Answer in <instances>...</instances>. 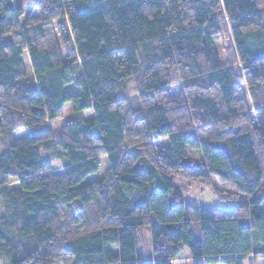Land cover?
<instances>
[{
  "label": "trees",
  "instance_id": "16d2710c",
  "mask_svg": "<svg viewBox=\"0 0 264 264\" xmlns=\"http://www.w3.org/2000/svg\"><path fill=\"white\" fill-rule=\"evenodd\" d=\"M34 10L21 25L22 10L0 0V264L264 258V0H35ZM66 103L73 112L54 129ZM17 129L29 135L13 139ZM101 157L104 175L82 184ZM176 176L244 200L192 206L171 192Z\"/></svg>",
  "mask_w": 264,
  "mask_h": 264
},
{
  "label": "rangeland",
  "instance_id": "374dc122",
  "mask_svg": "<svg viewBox=\"0 0 264 264\" xmlns=\"http://www.w3.org/2000/svg\"><path fill=\"white\" fill-rule=\"evenodd\" d=\"M12 3L15 7L20 8L22 10V14L20 16V23L23 25L25 20L31 15L35 13L34 5L35 0H12ZM221 45V44H217ZM62 52H66L67 48L62 46ZM221 50V46L219 48ZM176 85H171V91L174 92ZM69 92L71 91V88H68ZM72 104L66 103L62 110V117L48 121L49 125H51L54 129L60 128L64 122L65 118L70 116L72 114ZM79 115L83 118H88L92 115L91 111H84L79 113ZM29 135L28 129H17L14 132H12L11 136L13 139H21ZM154 142L160 146L166 145V140L164 139H156ZM0 149H4V142L2 138L0 137ZM189 157H192L193 159H198L199 154L196 152H190ZM62 162L61 160H55L52 162V170L53 172H60L61 170ZM108 167L107 159L106 157L100 158V166L97 172L92 173L85 177V179L82 181V184H87L93 181L99 180L105 173L106 169ZM172 191L178 193L182 200L190 204L192 206L198 207V208H207V209H216V210H232L237 208L241 202L244 200L243 197H236L234 195H228L225 196V194L222 196H217L213 193V191L206 186H203L197 182H192L185 180L181 177H174L172 179ZM215 187L217 189H223L220 185L217 183H214ZM10 188H16L17 182L15 180H12L9 184ZM251 221V219H250ZM137 240H138V248L143 256V259L145 261H148L152 258V248H151V235H150V229L149 227H142L139 228L137 231ZM2 264H10L7 258L2 257ZM172 264H191V261L186 257V252L181 251L175 261H173ZM213 264H225L222 262H217ZM242 264H264V258L262 257H247L243 260Z\"/></svg>",
  "mask_w": 264,
  "mask_h": 264
}]
</instances>
